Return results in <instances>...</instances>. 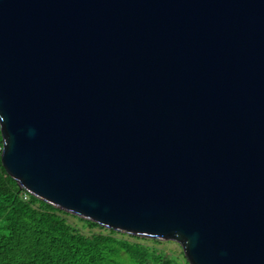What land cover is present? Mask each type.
Instances as JSON below:
<instances>
[{
    "label": "water",
    "instance_id": "obj_1",
    "mask_svg": "<svg viewBox=\"0 0 264 264\" xmlns=\"http://www.w3.org/2000/svg\"><path fill=\"white\" fill-rule=\"evenodd\" d=\"M0 133L58 210L264 264V0H0Z\"/></svg>",
    "mask_w": 264,
    "mask_h": 264
},
{
    "label": "trees",
    "instance_id": "obj_2",
    "mask_svg": "<svg viewBox=\"0 0 264 264\" xmlns=\"http://www.w3.org/2000/svg\"><path fill=\"white\" fill-rule=\"evenodd\" d=\"M67 216L21 190L0 163V264L182 263L170 251L158 249V240L121 234L73 216L101 230L85 234Z\"/></svg>",
    "mask_w": 264,
    "mask_h": 264
},
{
    "label": "rangeland",
    "instance_id": "obj_3",
    "mask_svg": "<svg viewBox=\"0 0 264 264\" xmlns=\"http://www.w3.org/2000/svg\"><path fill=\"white\" fill-rule=\"evenodd\" d=\"M67 220L70 224L73 226H76L78 230H80L82 233L88 234V233H94L101 231L99 228L93 227L89 228L87 227L83 222L79 221L78 218L73 217L72 215L67 216ZM160 244H156L158 249L170 251L173 255L176 257H179L181 259V264L183 263V259H185L182 253V248L179 246V244L172 242V241H159Z\"/></svg>",
    "mask_w": 264,
    "mask_h": 264
},
{
    "label": "built area",
    "instance_id": "obj_4",
    "mask_svg": "<svg viewBox=\"0 0 264 264\" xmlns=\"http://www.w3.org/2000/svg\"><path fill=\"white\" fill-rule=\"evenodd\" d=\"M2 148H3V140H2V137H1V133H0V155L2 153ZM24 198L25 199L27 198L26 194H25Z\"/></svg>",
    "mask_w": 264,
    "mask_h": 264
}]
</instances>
